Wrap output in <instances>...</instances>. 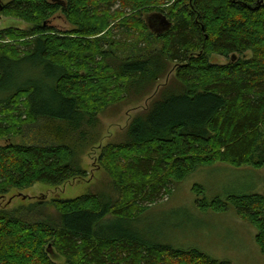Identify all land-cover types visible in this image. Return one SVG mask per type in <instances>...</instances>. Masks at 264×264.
Instances as JSON below:
<instances>
[{
    "label": "trees",
    "instance_id": "1",
    "mask_svg": "<svg viewBox=\"0 0 264 264\" xmlns=\"http://www.w3.org/2000/svg\"><path fill=\"white\" fill-rule=\"evenodd\" d=\"M171 1L12 0L0 8L2 17L31 26L0 31V41L21 40L26 48L0 45V136L20 139L0 146L1 197L85 178L75 164V132L95 120L106 99H124L132 89L146 95L171 64L176 68L124 142L101 150L99 164L120 198L54 200V222L35 207L0 210V264H223L195 247L147 240L131 224L198 167H264V0H175L169 9H149ZM58 12L73 30L48 25ZM126 14L114 28L140 39L120 49L108 25ZM153 15L170 28L151 29ZM104 31L106 41L97 38ZM211 56L228 63L212 64ZM193 191L201 212L231 206L256 229L264 254V197L209 201L201 186Z\"/></svg>",
    "mask_w": 264,
    "mask_h": 264
},
{
    "label": "rangeland",
    "instance_id": "2",
    "mask_svg": "<svg viewBox=\"0 0 264 264\" xmlns=\"http://www.w3.org/2000/svg\"><path fill=\"white\" fill-rule=\"evenodd\" d=\"M11 1L0 0V8ZM173 2L175 0L170 3L161 2L149 9L155 11L169 9ZM115 9L118 8L114 7L113 10ZM127 16L126 14L119 20L110 21L108 29ZM48 25L61 33L74 29L59 12L49 20ZM7 29L27 32L31 30V26L18 19L0 15V31ZM118 30L113 26L110 32L111 39L118 42L120 49H129L140 39L138 34L127 36ZM105 32L99 34L97 38L106 41ZM20 41L6 39L0 41V45L7 46L11 51L16 48L24 52L26 48L20 46L23 42ZM7 54L16 57L12 52ZM210 63L226 65L228 59L211 56ZM175 69V65L171 64L167 75L146 95L140 96L139 92L132 89L124 99L120 97L115 101L111 98L106 99V104L98 112L95 120L85 121L75 132L77 145L75 164L86 171L85 178L71 179L56 187L36 184L23 190H10L6 195L0 196V210L20 212L35 207L44 218L54 222L57 219V213L52 205L54 200L96 194L105 202L115 203L120 198V191L110 174L99 164L101 150L108 145L124 142L125 132L132 120L149 107L159 90L173 78ZM16 72L19 75V71ZM27 73L30 72L27 70ZM11 142L19 144L20 139L0 136V146ZM197 186L204 188V197L209 201L214 197L225 200L228 194L251 192L264 197V167L234 168L225 163L198 167L183 180L174 183L171 195L151 206L137 223L131 224L132 228L147 240L171 243L180 248L195 247L223 264H264V254L260 252L255 242L256 229L237 215L231 206L223 213L199 211L195 204L198 196L193 191ZM55 263L64 264V260L60 259Z\"/></svg>",
    "mask_w": 264,
    "mask_h": 264
},
{
    "label": "water",
    "instance_id": "3",
    "mask_svg": "<svg viewBox=\"0 0 264 264\" xmlns=\"http://www.w3.org/2000/svg\"><path fill=\"white\" fill-rule=\"evenodd\" d=\"M148 25L154 31L161 32L170 28L171 23L162 16L153 15L148 19ZM49 252L51 253V250H49Z\"/></svg>",
    "mask_w": 264,
    "mask_h": 264
}]
</instances>
